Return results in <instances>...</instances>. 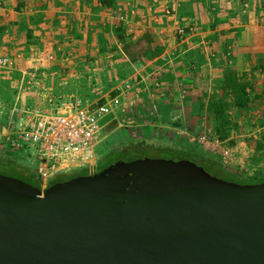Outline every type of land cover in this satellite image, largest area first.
<instances>
[{"label": "crops", "instance_id": "1", "mask_svg": "<svg viewBox=\"0 0 264 264\" xmlns=\"http://www.w3.org/2000/svg\"><path fill=\"white\" fill-rule=\"evenodd\" d=\"M0 58L11 63L0 65V105L11 108L99 102L139 78L161 82L165 102H231L223 86L234 73L249 103L232 107L219 160L227 174L264 179V0H1ZM9 110H0V144L13 130Z\"/></svg>", "mask_w": 264, "mask_h": 264}, {"label": "water", "instance_id": "2", "mask_svg": "<svg viewBox=\"0 0 264 264\" xmlns=\"http://www.w3.org/2000/svg\"><path fill=\"white\" fill-rule=\"evenodd\" d=\"M0 264H264V181L141 155L41 189L0 174Z\"/></svg>", "mask_w": 264, "mask_h": 264}, {"label": "rangeland", "instance_id": "3", "mask_svg": "<svg viewBox=\"0 0 264 264\" xmlns=\"http://www.w3.org/2000/svg\"><path fill=\"white\" fill-rule=\"evenodd\" d=\"M139 80L141 79L139 78ZM138 81L132 83L134 87L128 82H123L121 87L109 85L108 98L118 97L119 102L113 107L112 113L106 117V124L98 135L94 148L96 158L94 171H96L99 162L106 156H108L106 162L110 163L123 155L161 158H166L170 155L167 153H149L135 146L129 147L125 151L117 152L123 145L125 146L132 142L149 143L154 146H169L177 150H203L201 145L196 141L198 136L209 132L214 137H217L216 129L219 120L214 116L211 109L208 108V103L212 98L205 96L197 97L195 95L192 98L188 96V99H185L186 97H181L176 93V98L173 97L172 101L165 102V100L159 99L164 97L162 95L159 96L156 92L161 82L153 80V84L148 85V88L154 87L155 91L153 93L150 91L151 88H146V84L144 83L139 84L138 87ZM126 84H128V87H126ZM182 95L184 94L182 93ZM169 98H172V96H169ZM100 100L103 99L101 98ZM1 104L0 110L5 108L6 111L9 109L11 111L8 115H4L3 122H5L8 128L12 127L13 130L10 131L14 132L20 124V119L16 116L10 103ZM232 107L234 106H229L226 109L230 123L228 134L233 127L231 119H233L232 111L235 108ZM1 114L3 115V113ZM213 155L219 157L221 160L219 155ZM18 162L26 164L21 161ZM27 163L31 167H35L36 165L34 158H29ZM87 170L90 173L92 172L91 169ZM0 174L2 173L0 172ZM237 176L243 177L238 174ZM44 187H46V183L42 182V188Z\"/></svg>", "mask_w": 264, "mask_h": 264}, {"label": "built area", "instance_id": "4", "mask_svg": "<svg viewBox=\"0 0 264 264\" xmlns=\"http://www.w3.org/2000/svg\"><path fill=\"white\" fill-rule=\"evenodd\" d=\"M10 64L7 58H0L1 66ZM118 102V97L107 98L102 104L83 103L77 98L60 99L56 104L50 102L49 109L15 107L13 111L20 124L0 144V154L12 156L27 165V160L34 158L35 167L29 166L43 183L76 168L93 172L98 135ZM250 135L257 138L256 134ZM196 141L204 151L219 155L221 161L227 159L228 149L222 148L221 141L209 132L198 136Z\"/></svg>", "mask_w": 264, "mask_h": 264}, {"label": "trees", "instance_id": "5", "mask_svg": "<svg viewBox=\"0 0 264 264\" xmlns=\"http://www.w3.org/2000/svg\"><path fill=\"white\" fill-rule=\"evenodd\" d=\"M248 84L239 80L234 73L228 72L224 77V86L223 91H225V95H230L232 98L231 102L228 103L223 99L216 100L212 98L208 103V108L211 109L214 116L219 120L218 127L216 129L217 137L220 140L227 138L228 136V127L230 125L228 116L226 114V109L229 106H234L238 109H245L249 103V97L247 93ZM105 100H100L99 104L104 103ZM139 147L142 150H146L149 153H167L170 154L166 158L171 157H182L185 158L197 166L203 168L207 173L212 176L218 177L223 180L236 182L240 184H257L264 181V179L260 178H245L233 176L227 174L224 171V168L219 160V158L207 151L204 150H177L173 149L169 146H154L153 144L143 143V142H132L128 145H123L120 150L117 152L125 151L129 147ZM127 155H123L118 159L126 157ZM108 156L103 158L96 170L103 168L108 165L109 162H106ZM117 159V160H118ZM111 163V162H110ZM0 172L2 174L20 179L36 188H42V181L38 178V176L34 173L33 169L27 164H21L12 156H8L5 154H0ZM89 174L86 168H80L73 170L71 172L60 173L54 176L51 180L46 183V186L55 183L60 180H64L70 177L79 176V175H87Z\"/></svg>", "mask_w": 264, "mask_h": 264}, {"label": "flooded vegetation", "instance_id": "6", "mask_svg": "<svg viewBox=\"0 0 264 264\" xmlns=\"http://www.w3.org/2000/svg\"><path fill=\"white\" fill-rule=\"evenodd\" d=\"M100 170V169H99ZM96 171H98V170H96Z\"/></svg>", "mask_w": 264, "mask_h": 264}]
</instances>
